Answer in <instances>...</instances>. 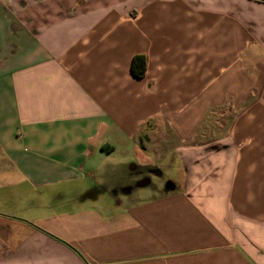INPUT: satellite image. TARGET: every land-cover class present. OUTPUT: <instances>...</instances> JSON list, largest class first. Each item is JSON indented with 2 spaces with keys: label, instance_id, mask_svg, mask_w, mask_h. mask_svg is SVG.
I'll return each mask as SVG.
<instances>
[{
  "label": "crops",
  "instance_id": "1",
  "mask_svg": "<svg viewBox=\"0 0 264 264\" xmlns=\"http://www.w3.org/2000/svg\"><path fill=\"white\" fill-rule=\"evenodd\" d=\"M0 264H264V0H0Z\"/></svg>",
  "mask_w": 264,
  "mask_h": 264
},
{
  "label": "rangeland",
  "instance_id": "2",
  "mask_svg": "<svg viewBox=\"0 0 264 264\" xmlns=\"http://www.w3.org/2000/svg\"><path fill=\"white\" fill-rule=\"evenodd\" d=\"M220 113H224V117H225V118L223 117L224 119L223 118L220 119L222 117ZM226 115H227V110L225 109L224 106L219 107V108H215L211 111L209 119L207 122H205V124L209 125V126H213V127H209V129L207 130L210 132V137H208V136L203 137L205 140H209V138H211V137L215 138V136H217L221 133L223 128H222V126H217L215 120H217V121L220 120L224 126L225 123L227 122ZM159 157H157V158H159ZM131 162L132 161H127L126 164L129 165ZM159 163H161L159 169L162 171L163 174L160 176L152 177V181H153L152 183H153L154 188L158 189L159 191H162L165 180L167 178H172V179L176 178L177 172H176V169H175V166L173 163H170L167 160H163V161L161 160ZM158 190L154 193H158Z\"/></svg>",
  "mask_w": 264,
  "mask_h": 264
},
{
  "label": "trees",
  "instance_id": "3",
  "mask_svg": "<svg viewBox=\"0 0 264 264\" xmlns=\"http://www.w3.org/2000/svg\"><path fill=\"white\" fill-rule=\"evenodd\" d=\"M130 72L134 77H143L145 73V59L143 55H134L131 58Z\"/></svg>",
  "mask_w": 264,
  "mask_h": 264
},
{
  "label": "flooded vegetation",
  "instance_id": "4",
  "mask_svg": "<svg viewBox=\"0 0 264 264\" xmlns=\"http://www.w3.org/2000/svg\"><path fill=\"white\" fill-rule=\"evenodd\" d=\"M161 175V171L154 169L151 171V175H149L150 177H156V176H160ZM149 176H144L142 178H140L137 181V185H143V184H147L148 188L151 189L153 192H156L158 189L153 187V181ZM163 189V188H162ZM159 191V190H158ZM160 192V191H159Z\"/></svg>",
  "mask_w": 264,
  "mask_h": 264
},
{
  "label": "water",
  "instance_id": "5",
  "mask_svg": "<svg viewBox=\"0 0 264 264\" xmlns=\"http://www.w3.org/2000/svg\"><path fill=\"white\" fill-rule=\"evenodd\" d=\"M167 189H172L173 188V184L169 181L166 183V186H165Z\"/></svg>",
  "mask_w": 264,
  "mask_h": 264
}]
</instances>
